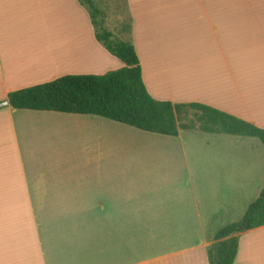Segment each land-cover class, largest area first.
<instances>
[{"label":"crops","instance_id":"obj_1","mask_svg":"<svg viewBox=\"0 0 264 264\" xmlns=\"http://www.w3.org/2000/svg\"><path fill=\"white\" fill-rule=\"evenodd\" d=\"M126 4L153 98L264 128V0ZM123 66L80 0H0V102ZM107 119L0 109V264H210L209 249L231 237L206 235L194 188H152L147 156L120 155ZM234 236V264H264V225Z\"/></svg>","mask_w":264,"mask_h":264},{"label":"trees","instance_id":"obj_2","mask_svg":"<svg viewBox=\"0 0 264 264\" xmlns=\"http://www.w3.org/2000/svg\"><path fill=\"white\" fill-rule=\"evenodd\" d=\"M80 1L87 6L83 0ZM90 12L98 41L118 57L124 66L104 74H68L53 81L12 91L8 95L11 107L98 115L169 136H179L181 130H199L255 137L264 144V128L251 122L200 103L174 104L153 98L143 81L130 15L128 20L121 22L122 32L128 36L119 37L104 28L97 30L95 16L100 10L94 7ZM263 225L264 189L239 221L229 223L216 232V239L231 237L215 243L209 249L210 264H234L239 251V238L234 235Z\"/></svg>","mask_w":264,"mask_h":264},{"label":"rangeland","instance_id":"obj_3","mask_svg":"<svg viewBox=\"0 0 264 264\" xmlns=\"http://www.w3.org/2000/svg\"><path fill=\"white\" fill-rule=\"evenodd\" d=\"M83 1L90 10H100L97 30L128 36L121 27L128 20L126 0ZM107 120L119 126L120 155L147 156L152 188L195 189L207 236L239 221L264 189V144L258 138L199 130L169 136ZM221 181L232 185L221 190Z\"/></svg>","mask_w":264,"mask_h":264},{"label":"water","instance_id":"obj_4","mask_svg":"<svg viewBox=\"0 0 264 264\" xmlns=\"http://www.w3.org/2000/svg\"><path fill=\"white\" fill-rule=\"evenodd\" d=\"M9 104H10V103H9L8 100L3 101V102H0V109H1V108H4V107H6V106H8Z\"/></svg>","mask_w":264,"mask_h":264}]
</instances>
